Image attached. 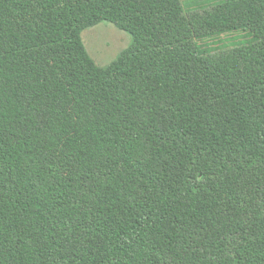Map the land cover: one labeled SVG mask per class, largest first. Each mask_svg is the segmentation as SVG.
<instances>
[{
    "label": "trees",
    "instance_id": "obj_1",
    "mask_svg": "<svg viewBox=\"0 0 264 264\" xmlns=\"http://www.w3.org/2000/svg\"><path fill=\"white\" fill-rule=\"evenodd\" d=\"M0 264H264V0H0Z\"/></svg>",
    "mask_w": 264,
    "mask_h": 264
},
{
    "label": "rangeland",
    "instance_id": "obj_2",
    "mask_svg": "<svg viewBox=\"0 0 264 264\" xmlns=\"http://www.w3.org/2000/svg\"><path fill=\"white\" fill-rule=\"evenodd\" d=\"M82 37L89 55L100 67L115 61L132 43L130 35L108 23L86 30Z\"/></svg>",
    "mask_w": 264,
    "mask_h": 264
}]
</instances>
